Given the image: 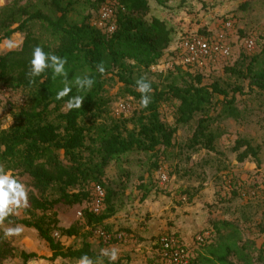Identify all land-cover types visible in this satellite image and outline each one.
Listing matches in <instances>:
<instances>
[{"label":"trees","instance_id":"obj_1","mask_svg":"<svg viewBox=\"0 0 264 264\" xmlns=\"http://www.w3.org/2000/svg\"><path fill=\"white\" fill-rule=\"evenodd\" d=\"M100 1L91 3L94 16L87 15L79 24L68 22L72 0H46L50 7L48 14L16 5L8 9L1 21L5 32L0 43L15 33L24 34V40L19 50L0 55V86L9 91L27 92L29 100L26 107L13 113L11 125L0 130V164L15 177L27 178L32 189L28 197L29 209L43 213L59 204H86L81 214L85 227L91 230L101 228L108 233L110 228L105 222L114 215V202L119 197L118 190L105 180L111 163H118L131 153H143L152 160L150 169L156 171L160 159L173 147L179 126L195 122L188 148L201 146L212 149L218 135L213 131V124L229 118L238 120L240 113L234 107L235 99H227V92L218 84L205 85L202 73L183 72L176 68L180 84L170 82L159 90L150 82L152 92L148 108L135 109L129 117L109 116V84H122L127 94L139 102L140 93L135 88V81L141 77L139 71L156 65L174 47L175 31L165 19L151 13L150 2L161 5L162 0H117L116 30L111 34L102 33L91 25ZM34 25L40 29L39 35L31 31ZM202 34L210 35L211 32L202 30L182 35L179 43L187 36ZM249 37L254 39L256 48V38ZM36 46L42 47L46 53L67 58L65 68L70 83L76 76L88 75L95 80L81 109L64 110L66 101L78 94L74 86L68 97L56 100L58 91L63 88L62 78L53 81L50 70L36 77L35 84L28 82L26 73ZM101 61L106 68L103 75L96 69ZM246 61L245 55H239L225 72L245 80L251 92L264 94V46L260 54L253 55L247 64ZM232 92L242 94V88L234 87ZM216 96H222L223 101L215 99ZM166 102H175L173 126L161 119L159 106ZM244 152L240 161L251 151L246 148ZM95 185L104 192L103 210L98 215L90 212V190ZM10 220L11 223L8 220L5 223L33 229L51 252V256L45 258L21 251L18 255L21 264L38 258L76 262L84 254L94 259L98 255L88 242H82L76 249L62 248L60 241L53 237L51 229L43 222L16 217ZM211 225L216 233L226 228L236 230V226L228 221L216 220ZM57 231L60 237L66 238L79 234L76 226L58 228ZM220 249V252L209 250V258L204 262L234 264L229 258L238 256L237 249L229 244ZM9 252L0 242V261L9 256ZM105 264H108L107 259ZM115 264L123 263L117 260ZM190 264H194L193 261Z\"/></svg>","mask_w":264,"mask_h":264},{"label":"rangeland","instance_id":"obj_2","mask_svg":"<svg viewBox=\"0 0 264 264\" xmlns=\"http://www.w3.org/2000/svg\"><path fill=\"white\" fill-rule=\"evenodd\" d=\"M72 1L73 8L67 16L69 23L79 24L87 15L94 16L91 3L96 0ZM162 2L163 4L158 5L151 1V13L165 19L174 29L175 45L163 55L161 61L174 56L182 35L196 34L202 30L210 31V35H214L219 32L225 20L232 21L234 35L238 38L237 42L232 44V62L217 64L213 70L202 73V83H216L227 92V99L233 97L234 107L240 113L239 119H223L213 124V131L218 135L212 149L201 146L188 148L195 122L179 126L173 139V147L160 159L156 171L150 169L152 160L143 153H131L122 157L118 163H111L106 170L105 180L118 190L119 197L114 202V215L105 222L110 228L108 233L101 228L91 230L85 227L80 214L86 209V204H59L43 213L27 207L13 217L43 222L51 229L52 235H58V238L53 237L60 241L64 249H76L82 242H88L92 251L99 254L102 248L115 246L119 250L118 260H122L123 264L157 263L158 257L152 251L151 255L137 256L131 248L143 243L145 247L146 244L151 246L152 242L155 243L156 236L143 239L138 235V228L147 227L145 222L151 219H155L159 225L163 224L166 230H161V233L164 235L175 233L177 226L183 230L182 235H175L188 247L194 264H207L204 260L209 258L208 251L220 252V248L225 244L233 245V248L237 249L238 256L229 258L234 264H264V94L251 92L245 80L225 72L233 66L239 55L247 57V64L253 55L260 54L264 46V0ZM13 5L28 7L31 11L39 10L44 14L50 13L46 0H0V38L5 32L1 21ZM31 31L36 35L40 33L37 25L32 26ZM249 36L256 38V48L253 52H246L240 45V41ZM44 37L48 39L47 35ZM23 40L24 34L21 33L3 39L0 43V55L19 50ZM51 45L54 47V44ZM138 74L146 77L159 90L170 82L180 84L175 70L158 72L149 68L139 71ZM234 87H241L242 94H233ZM1 89L0 86V130H5L12 123L13 113L27 106L29 94L13 90L4 95ZM108 95L109 116H114V108L119 103L129 104L130 112L127 117L135 109H139V102L130 97L120 83H110ZM215 99L223 101L222 96H216ZM174 104L175 102H166L159 106L161 119L170 126L174 123ZM246 148L251 152L240 161ZM162 174L167 178L165 183L160 182L159 177ZM18 179L26 186L29 197L32 189L27 178ZM142 187L145 190H142ZM90 194L92 198V189ZM148 205L157 209L153 208V212H147L145 207ZM135 211L138 214H135ZM216 220L228 221L236 226V230L226 228L216 233L211 225V222ZM126 224L129 226L125 227ZM14 226L7 223L4 225ZM71 226L78 228V236H59L58 228L67 229ZM201 235L208 237L198 244L196 239ZM38 238L33 229L24 227L20 236L6 239L3 228L0 227V242L10 251V255L0 261V264H21L19 252L30 253ZM56 262L76 264L74 261L61 259Z\"/></svg>","mask_w":264,"mask_h":264},{"label":"built area","instance_id":"obj_3","mask_svg":"<svg viewBox=\"0 0 264 264\" xmlns=\"http://www.w3.org/2000/svg\"><path fill=\"white\" fill-rule=\"evenodd\" d=\"M96 1L98 2V0ZM99 4L97 14L92 19L91 25L102 33L111 34L117 27V0H101ZM237 40L238 38L234 35L233 23L228 20L222 23L219 32L214 35H191L183 38L173 57L165 61L160 60L156 65L151 66L150 69L158 72L170 71L176 68L198 73L209 72L217 64L232 62L234 55L232 44L237 42ZM240 45L246 52H253L255 50V41L251 37L242 39ZM1 91L4 95L10 93L5 88H2ZM129 112V104L119 103L115 106L113 114L114 117L119 118L127 115ZM159 179L162 183L167 181L164 174ZM92 192L90 212L98 215L103 210L104 192L97 185L93 186ZM53 236L58 238L57 234ZM207 237L208 235H201L197 237L196 241L198 244H201ZM154 245L158 257L156 264L191 263L192 257L188 247L175 234H163L159 236Z\"/></svg>","mask_w":264,"mask_h":264},{"label":"clouds","instance_id":"obj_4","mask_svg":"<svg viewBox=\"0 0 264 264\" xmlns=\"http://www.w3.org/2000/svg\"><path fill=\"white\" fill-rule=\"evenodd\" d=\"M9 46H12L10 41ZM67 62L66 57L61 58L56 54L46 53L42 47L36 46L32 51L26 78L30 84H35L36 77H40L50 70L53 81L57 78H62L60 82L63 84V88L58 91L55 97L56 100L68 97L74 86L78 94L66 101L64 110L81 109L87 92L91 91L95 80L88 75L76 76L70 83L65 68ZM96 69L99 74L103 75L106 71L104 62H99L96 65ZM135 88L140 93L139 108L141 110L148 108L151 103V83L146 77L142 76L135 81ZM79 93H84V95ZM28 203L26 186L10 170H6L3 164H0V227L3 228L4 238L20 236L23 233V225H15L14 227H4V225L6 220L11 223L10 218L19 215L22 209L28 207ZM118 258V248L110 246L102 248L95 259L87 254L80 256L76 264H105V259H107L108 264H115Z\"/></svg>","mask_w":264,"mask_h":264},{"label":"crops","instance_id":"obj_5","mask_svg":"<svg viewBox=\"0 0 264 264\" xmlns=\"http://www.w3.org/2000/svg\"><path fill=\"white\" fill-rule=\"evenodd\" d=\"M153 208L157 209V207H152V206L148 205L147 207H145V210L147 212H153V210H154ZM135 214H138V212L135 211ZM122 221L124 222V220H122ZM145 224L147 227H145V228L143 227V229L138 228V230H140V232H138V235L140 237H142L143 239H147L148 237L151 238L153 236H156V238H158L160 235L164 234V233H161V230L162 231H163V229L166 230V228H164L163 224L159 225L158 223H156L155 219H151V220L147 221V223L145 222ZM117 225H119V223H117ZM139 225L141 226V224H139ZM128 226L129 225H127V224L125 225V227H128ZM175 233H179L180 235H182L184 232H183V230L180 229L179 226H177L175 229ZM175 233H171V234H175ZM137 238L139 239L138 236H137ZM131 248H132L133 253L137 256H142L143 254L151 255L150 251H152L154 255L156 254V248H155L154 242L151 243V246L150 245L147 246V244H146V247H145V244L143 243L142 245H135V246H132ZM30 253H34L38 257L49 258L51 256V252L47 248V245L45 243H43V241H41L39 238L33 244V247H32V250L30 251ZM119 261L123 263L122 260H119ZM56 263H57L56 261H48V260L38 258V259H34V260L29 261L27 264H56Z\"/></svg>","mask_w":264,"mask_h":264}]
</instances>
